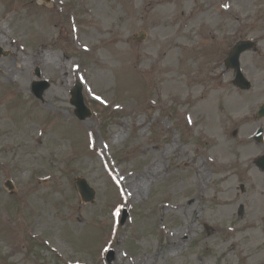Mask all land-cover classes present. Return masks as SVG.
I'll use <instances>...</instances> for the list:
<instances>
[{
	"label": "rangeland",
	"instance_id": "rangeland-1",
	"mask_svg": "<svg viewBox=\"0 0 264 264\" xmlns=\"http://www.w3.org/2000/svg\"><path fill=\"white\" fill-rule=\"evenodd\" d=\"M0 22V264H264V0H0ZM247 39L249 91L225 66Z\"/></svg>",
	"mask_w": 264,
	"mask_h": 264
},
{
	"label": "water",
	"instance_id": "water-1",
	"mask_svg": "<svg viewBox=\"0 0 264 264\" xmlns=\"http://www.w3.org/2000/svg\"><path fill=\"white\" fill-rule=\"evenodd\" d=\"M0 29H1V22H0ZM255 45H256V43L252 42V41H240L235 46V48L232 50V53L229 56V58L226 60V64L228 65V67L234 68L237 71V78H236L235 82L241 88H244V89H250L251 84L249 81H247L245 79V77L243 76V74L241 72L240 62H239L240 56L244 51H246L247 49L253 48ZM2 54H4V50L0 46V56ZM37 74H38V77H41L40 70H38ZM50 85H51L50 82L48 80H45V79L40 80V81H36L33 84V92L35 93V95L38 98L43 99L42 94L44 93V91L46 89H48L50 87ZM76 88H77V90H72V92H71V94L73 96L72 104L77 106V109H76L77 116L80 119L85 120L88 116L91 115V110L85 104L83 94L81 93L82 92V85L80 83H78L76 85ZM258 115H259V117L264 116V106L260 109ZM262 136H263V129H260L258 135L256 136V139L258 141H261ZM258 165L264 171V156L258 159ZM77 188H78L79 193L82 196V199L85 202H90V201L95 199L96 191L93 187H91V185L88 183V181L86 179L78 178Z\"/></svg>",
	"mask_w": 264,
	"mask_h": 264
},
{
	"label": "bare ground",
	"instance_id": "bare-ground-1",
	"mask_svg": "<svg viewBox=\"0 0 264 264\" xmlns=\"http://www.w3.org/2000/svg\"><path fill=\"white\" fill-rule=\"evenodd\" d=\"M48 33H51V31H49ZM1 37V36H0ZM0 40H1V38H0ZM118 41H122L121 39H118ZM1 42H2V40H1ZM124 42V41H123ZM173 57V54H170V58H172ZM168 67L169 66V64L168 65H161V67L162 68H165V67ZM112 69H116L115 67H111V71H112ZM74 90H77V88H75ZM82 93V92H81ZM215 96V93H212L211 95H210V101H212V99H213V97ZM156 176V174H154V172H152V173H150V172H148V173H146L145 175H144V181H143V183H141V184H139V183H134V184H127V187H128V189H129V193L131 194V196H135L136 194H141L142 192H143V189H144V186H145V184L146 183H148L149 182V178L151 177V176ZM136 182V181H135ZM133 196V197H134ZM230 196H232V195H230ZM218 201L221 203V204H227V202L229 201L228 199H225L224 197H219L218 198ZM193 230V228H191V227H188V229H185L184 230V232H187V233H190L191 234V231ZM173 245H176V241L173 239L172 240V242H171ZM181 244V240H179L178 242H177V244Z\"/></svg>",
	"mask_w": 264,
	"mask_h": 264
}]
</instances>
